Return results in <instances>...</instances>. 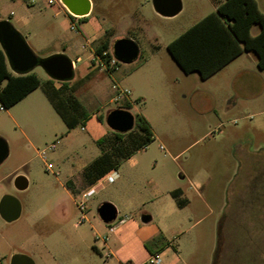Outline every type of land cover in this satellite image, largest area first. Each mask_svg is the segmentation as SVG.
<instances>
[{
  "label": "rangeland",
  "instance_id": "obj_1",
  "mask_svg": "<svg viewBox=\"0 0 264 264\" xmlns=\"http://www.w3.org/2000/svg\"><path fill=\"white\" fill-rule=\"evenodd\" d=\"M92 1L94 8L82 22L94 20L101 22L103 30H110L112 52L116 40L129 38L138 44L141 56L130 65L121 64L114 72L99 67L84 79H80L83 64L78 63L74 77L67 83L70 87H81L75 96L85 106V118L92 116L93 124L89 128L81 125L71 131L67 126L55 107L60 104L65 109L62 94L56 93L54 104L44 89L50 80L57 89L62 82L50 78L41 67L33 70L42 81L34 94L8 110L0 104V135L9 146V156L0 170L16 172L30 180L29 188L24 191L15 189L14 176L8 182V192L22 205V216L10 224L0 217V260L8 261L13 254L25 252L35 264H48L51 260L54 264H65L78 248L82 251L79 236L84 232L91 234L90 224L74 226L80 218L76 202L80 203L82 194L78 195L66 183L62 159L68 156L71 162L79 157L87 160L89 152L98 153L94 138L104 131L110 135L113 131L105 122L97 130L96 114L106 119L110 112L123 106L114 101L121 89L131 90L130 84L139 88L136 76L126 79V71L155 50H159L161 59H168L167 44L213 12L216 6L215 0H183L182 11L166 18L156 13L152 0ZM258 2L264 12V0ZM68 14L61 3L50 6L47 0H34L33 5L24 2L20 8L7 7L0 21H9L39 58L62 52L75 59L74 53L64 49V45L69 46V39L82 30L78 20L76 26L68 25ZM38 17L43 19V26L35 23ZM17 18L29 21V25L22 26ZM102 40L97 38L87 50L82 49L83 41L78 37L75 50L84 59L88 53L95 57V48ZM156 44L159 49L154 48ZM250 59L244 54L207 80L197 72L185 78L176 68L162 73L159 97L163 109L173 106L175 110L152 119L154 141L135 152L137 166L125 159L108 173L117 172L123 180L119 183L117 178L113 179L90 200L85 214L92 223L105 226L97 209L110 200H115L119 217L133 214L139 220L141 215L155 212L150 201L141 210L126 211L124 208L130 207L132 196L140 190L138 186H125L122 181L156 178L185 190L188 206L180 212L178 226L171 228L169 222L162 225L184 264H264V70ZM234 87L238 90V109L224 114L226 98L235 92ZM185 91H189L187 99L182 97ZM138 96L136 92L131 95L132 113L143 107ZM213 107L217 113L201 112ZM181 109L184 113H179ZM129 132L140 131L134 127ZM53 144L56 148L47 150ZM44 151L50 170L40 156ZM60 183L72 191V198L64 193ZM57 198H61V206L56 207ZM59 209H64L66 214L59 217ZM47 211L49 215L43 219ZM160 226L156 216L144 227L157 233ZM46 246L50 247V253Z\"/></svg>",
  "mask_w": 264,
  "mask_h": 264
},
{
  "label": "crops",
  "instance_id": "obj_2",
  "mask_svg": "<svg viewBox=\"0 0 264 264\" xmlns=\"http://www.w3.org/2000/svg\"><path fill=\"white\" fill-rule=\"evenodd\" d=\"M90 1L92 4V7H91V12H92V10L94 8V3L92 0H90ZM24 2H26L27 4H30V5L34 4V0H0V15L3 17V13H4L5 9H7V7L12 6L13 8H20V7H22V4H24ZM224 2H225V0H215L216 6H215V10L213 12H216L218 6ZM59 3H61L60 0H47V4L50 6L58 5ZM182 4H183V0H182ZM63 7L66 9V7L64 5H63ZM58 9L60 11H62L60 7H58ZM66 11L69 13V11L67 9H66ZM91 12H90V14H91ZM69 14H68V17H66V22L68 23V25H71V26L75 25L76 26V21L78 20V22L80 23V27H81L82 31L76 33V35L74 37H71L69 39V42H67V43H70V45L69 46L64 45V49L65 48L69 49L70 51H72L74 53V55L76 57L75 59H71L74 63V70H76L78 68V63L83 64L80 68L81 69L80 79H84V78H87L88 75L92 71L96 70L97 68H99V67L106 68V67L101 62L100 58L97 55H95V57H92L93 55L88 53L87 57L84 59L75 50V46H76L75 39L79 37L80 40L83 41L82 42V49L88 50V47L90 46V44L94 40H96L97 38H104L106 33L110 30H108V29H107V31L103 30L101 28V22H97L94 20H90V21H87L86 23H83L82 21L87 20L88 16L90 14L85 16V17H77L76 20H74V19H72V17H70V15H72V14H70V15ZM209 14H207V15H209ZM11 15L13 16L14 13L11 12ZM171 18H173V17H171ZM17 19H18V22L22 26L29 25V21L22 22L21 18H17ZM198 22H196L195 24H197ZM35 23L39 26H43L44 22H43V19L41 17H38ZM195 24H193L189 28L185 29L179 36H181L183 33H185L187 30H189ZM259 31H260L259 27L255 26L252 29V35L256 36L259 33ZM178 37H176L175 39H177ZM175 39H173L171 42H173ZM171 42H169L167 44V49H168V45ZM158 47L159 46L157 44L154 45L155 49H159ZM55 53L56 54H63L62 52H55ZM244 54H247V57L251 58L250 59L251 62H253V60H254V63L258 67V59L256 58V56L252 52H243L240 56L235 58L228 65L237 62L238 59ZM140 56H141V54H139V57ZM228 65H226V66H228ZM173 68L174 69L176 68L177 70H181V72H183L182 74L185 76V78H187V77L191 76V74L195 73V72H193V73L187 74L186 72H184L183 69L178 65V63L172 57L170 52H169L168 59H165V60L161 59L159 57V50H155L151 54L143 56L142 61L136 67H134L133 69L127 70L125 73L126 79L127 78H134L136 76V78L139 82V88H136L135 85L130 84L131 90H129V91H132V93L130 92V97L128 99H125L124 101H121V103H122V105L128 103L131 107L129 109V111L131 112V109L134 108L133 102L131 100V95L134 92H136L139 95L138 97H139L140 103L143 104V107L140 110H136V113H132V112L131 113L134 115L140 114V115L144 116L150 122L153 131H154V126L152 123V119L165 117L168 115V112L171 113L172 110H175V108L173 106H170V108H167L166 110H164L163 109V102L160 100V97H159V95H160L159 94V84L161 83L162 73L164 71H169ZM216 74H214V75H216ZM5 84H6V82L3 83V85H5ZM61 86H62V84H59L58 89ZM72 87L74 89V95L77 94V92H79V90L81 89V87L79 85L78 86L74 85ZM234 88H235V92L233 94H229V96H227V98H226V105L223 109L224 114H230V113H232L238 109V90L236 87H234ZM38 89H36L32 93H30L21 102H23L27 98H29ZM44 89L46 92V86ZM195 91H199V90H195ZM188 92L189 91H185L182 93V97L184 99H187V97L189 96ZM207 94L209 97H212L211 93H207ZM170 95H171V93H170ZM21 102H19V103H21ZM80 103L83 106L84 111L86 112L84 104L82 102H80ZM1 107H2V104H1ZM121 107L122 106H120L119 109H123ZM167 110H170V111H167ZM210 111L214 112V113L218 112L216 107L209 108V109L207 108L201 112H210ZM179 113H184V110L183 109L179 110ZM68 118L72 122H74L75 119L76 120L78 119V117L75 115H73V116L69 115ZM88 118H90L89 119L90 121H88ZM88 118L87 119L86 118L80 119V122L74 128H71V131L77 130L81 125H84L86 128H89L93 124L92 123L93 119H92V116H90V115L88 116ZM100 118H103V115L100 113H97L96 114V121H95V125H94L95 128H97V130H100V128L103 126L104 122L106 123V119L103 118V121H101ZM11 119L14 121V123L18 127H20L19 123L17 122V120L13 116H11ZM20 129H21L22 133L27 137V134L25 133V131L21 127H20ZM82 130H85V128L82 127ZM109 136H112V135H110V133L104 131L101 135L94 138V142L96 144H98L99 141H101L102 139L109 137ZM98 146H99L98 147L99 152L98 153L94 152V154L92 153L93 151L89 152L87 155V156H89V158L87 157L88 158L87 160H84L82 157H79L74 162L73 161L71 162L70 158L68 156H65V158H63L61 161V168L63 170H65V173H66V183L71 185L73 187V190L76 193H78V195L82 194L88 187H90L94 182L97 181V178H96L97 174L87 175L86 170L94 161H96V159H98L102 155V153H103L102 148L100 145H98ZM134 158H135V154H133L132 156H130V158H127L126 160L132 161V165L137 166L138 161L134 160ZM12 176H14V179H13L14 187H15V180L18 176L26 177V179L28 180L27 189L30 186V180L28 179L27 176L21 175V174L16 175V172L15 173L14 172L3 173L0 170V202H1L2 198L6 195L14 196L8 192V187H9L8 182ZM121 180H123V178L120 175L117 178V182L120 183ZM122 184H124L125 186L128 184L132 185V186H138V188L140 190L138 194L132 196V198L130 200V207L124 208L126 211H127V209L128 210L129 209H131V210L132 209L133 210L140 209L141 210L143 205L146 203V201H150L153 204L155 212H148L147 214H143L140 216L139 220L136 219V217L133 214H129V215L125 214V216L119 217V208H118V206H116V204H114L115 200H110L112 202H109V203L114 204L115 207L117 208V211H118L117 219L114 222L109 223V224H106L102 221L105 224V226L103 227L97 223H94V222L92 223L90 221V219L87 217V221L85 223L90 224L91 234L88 235V233L84 232L79 236V238H81L80 242H79V246L82 247L83 249L81 251L78 248L76 250V252L73 254V256L67 262H65V264H128V263L139 264V263L145 261L146 259H148L149 256L155 252H161L162 253V256L164 259V264H184L183 263L184 261L181 257V253L177 249L174 248L173 242H169V238L166 235V228L162 225L169 222V224H170L169 227H171V228H175L178 226V221H180L178 216H179L180 212L188 206V204L186 202L187 198H184L185 190L178 187V186H173V184L171 182H168V181L164 182V181H162L160 179H156V178L155 179L152 178L150 180L144 181L140 177H135L133 179H129V182H128V180L122 181ZM122 184H121V189H122ZM60 187L62 188V190L64 191V193L66 195H68L70 198H72V191H70V189L65 184L60 183ZM118 187H120V186L118 185ZM105 188H103L101 191H103ZM15 189L18 190L16 187H15ZM176 190L180 191V193H181L180 199L183 200V202L185 204L183 207L178 205L177 200L171 194L173 191H176ZM18 191H24V190H18ZM101 191H99V193ZM99 193H97V194H99ZM57 199H56V202L54 204V205H56V207L61 206V198H59L58 200ZM103 203H105V202H103ZM76 206H77V209H78V211L80 213V217H81V210L79 208V203L76 202ZM97 213H98V209H97ZM65 214H66V211L64 209L58 210V216L59 217H61L62 215L64 216ZM48 215H49V211L45 212L43 214V219L46 218ZM145 215L150 217V221L147 223H144L141 219L142 216H145ZM21 216H22V205H21L20 217ZM156 216L159 217V225H161V226H160L159 232L153 233L151 230L146 229L144 226L153 222ZM0 217H1V215H0ZM1 219L4 220L2 217H1ZM18 219L11 221V222H8L6 220H4V221L7 222L8 224H10V223L17 221ZM78 220H79V218L77 219V221ZM76 222L74 223V226L76 228H80L81 226H83L85 224L84 223V224L77 226ZM160 235L162 236V239L159 240L158 242H155L156 237H158ZM46 249L49 251V253L51 252V249L49 246H46ZM23 253L24 254L15 253L12 255V257L16 254L26 255L25 252H23ZM108 255H109V257H107ZM26 256H28V255H26ZM12 257L8 261L7 260L6 261L0 260V264H11ZM28 257H30V256H28ZM47 262H48V264H54V262L52 260L47 261ZM58 264H64V263L59 262Z\"/></svg>",
  "mask_w": 264,
  "mask_h": 264
},
{
  "label": "trees",
  "instance_id": "obj_3",
  "mask_svg": "<svg viewBox=\"0 0 264 264\" xmlns=\"http://www.w3.org/2000/svg\"><path fill=\"white\" fill-rule=\"evenodd\" d=\"M259 27V33L252 35V29ZM111 31H108L95 48L96 55L106 69L114 72L120 65L114 61L111 51ZM168 51L187 74L197 72L203 80H207L228 65L243 52H252L258 59V67L264 70V12L258 0H225L216 12H212L197 24L168 45ZM114 61V62H113ZM6 82L5 85L3 83ZM54 81H49L46 93L55 104L56 93L63 96L62 106L55 104L69 128H74L80 119L86 117V112L80 101L74 95L73 87L67 82L57 89ZM40 77L34 72L28 74L14 73L8 64L3 49L0 46V103L5 109H10L30 93L41 86ZM51 84V85H50ZM121 108L129 110L128 103ZM62 110V111H61ZM75 115L78 119L70 121L68 116ZM103 121V118H100ZM135 128L139 133H118L98 142L102 155L86 170V174H97V181L114 170L122 160L130 158L136 151L145 148L154 141V133L150 122L142 115H135ZM96 181V182H97ZM94 182V183H96ZM93 183V184H94ZM92 184V185H93ZM172 196L179 206L185 204L180 199V191H173ZM162 239L158 236L155 242Z\"/></svg>",
  "mask_w": 264,
  "mask_h": 264
},
{
  "label": "water",
  "instance_id": "obj_4",
  "mask_svg": "<svg viewBox=\"0 0 264 264\" xmlns=\"http://www.w3.org/2000/svg\"><path fill=\"white\" fill-rule=\"evenodd\" d=\"M70 14L75 17H85L91 12L90 0H60ZM154 10L163 17L177 16L183 9L182 0H152ZM0 46L7 58L10 69L16 74H28L36 67H41L50 78L67 82L74 77V63L65 54H54L46 58H39L26 42L24 37L13 25L6 20L0 21ZM140 49L138 44L129 38H121L113 44V55L116 61L129 65L138 59ZM108 127L118 133H127L135 126V115L126 109H115L106 117ZM9 147L7 141L0 136V165L8 158ZM18 190L28 187V180L18 176L15 180ZM117 208L114 204L105 202L98 208V215L106 223L117 219ZM0 215L8 221H14L21 215L19 200L11 195H6L0 202ZM142 221L147 223L150 217L142 216ZM11 264H35L34 261L21 254H16L11 259Z\"/></svg>",
  "mask_w": 264,
  "mask_h": 264
},
{
  "label": "built area",
  "instance_id": "obj_5",
  "mask_svg": "<svg viewBox=\"0 0 264 264\" xmlns=\"http://www.w3.org/2000/svg\"><path fill=\"white\" fill-rule=\"evenodd\" d=\"M75 17V16H74ZM77 18V17H76ZM116 61V59L114 60ZM113 61V62H114ZM130 97V91L127 89H121L119 93L114 97V101L118 104L121 103L122 99H128ZM55 145H51L48 147L47 150H54ZM46 150V151H47ZM46 151L43 153H40V156L44 160L46 164ZM46 169L50 170V166L46 164ZM118 173L117 172H112L106 176H104L101 180L98 182L94 183L92 186L89 187L86 191H84L81 195V201L79 203V208L81 210V217L79 220L76 222V225H81L84 224L87 221V215L85 214V211L88 208V203L90 200L99 193L103 188H105L109 183L113 181V179L118 178ZM109 257V255L107 256ZM128 264H133V263H128ZM139 264H164V259L162 256L161 252H155L152 253L148 259L145 261L139 263Z\"/></svg>",
  "mask_w": 264,
  "mask_h": 264
}]
</instances>
